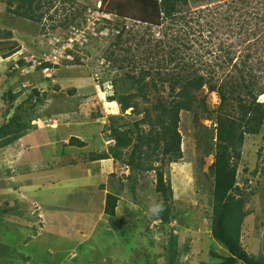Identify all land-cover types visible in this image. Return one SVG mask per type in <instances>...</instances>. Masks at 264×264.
Returning <instances> with one entry per match:
<instances>
[{"label": "rangeland", "instance_id": "obj_1", "mask_svg": "<svg viewBox=\"0 0 264 264\" xmlns=\"http://www.w3.org/2000/svg\"><path fill=\"white\" fill-rule=\"evenodd\" d=\"M110 1L33 0L26 11L33 18H28L13 12L17 1L9 6L0 0V124L12 114L11 102L3 99L6 91L15 95L13 106L33 88L43 102L35 114L41 119L32 121L10 145L0 147V209L6 203L4 215L10 216L0 223V243L31 253L34 264H168L171 257L172 264L220 261L227 252L211 235L212 178L206 175L213 154L204 153V138L197 136L214 132L216 92L205 85L197 92V98L205 97L211 117L193 121L192 113H180L182 156L162 167L172 190L166 223L154 225L151 220L152 209L160 201L153 191V171L136 176L140 209L129 201L133 183L126 180L128 168L112 158L92 161L89 155L108 151L113 144L110 123L132 124L141 117L107 99L119 88L110 81L122 78L116 65L111 67L106 60L110 51L115 58L127 56L144 67L157 62L173 67L176 61L196 60L216 73L217 85L236 79L241 68L246 76L248 72L258 76V85L263 86L264 0L230 4L231 0H188L171 20L151 26L107 13ZM26 4L18 11L24 12ZM248 11L254 14L246 15ZM117 25L125 30L122 42L113 45ZM11 47L17 51L4 57ZM171 51L177 53L174 62L167 56ZM168 91L166 83L158 91L148 88L146 105L164 99ZM257 100L264 103V93ZM262 128L246 137L236 178L240 190L236 197L242 198L246 214L240 225L241 245L260 260H264ZM70 136L85 145L68 144ZM156 159L153 163L158 166L160 159ZM123 183L115 215H106L105 194L117 192ZM14 209L21 215H15ZM171 239L176 244L172 253Z\"/></svg>", "mask_w": 264, "mask_h": 264}, {"label": "trees", "instance_id": "obj_2", "mask_svg": "<svg viewBox=\"0 0 264 264\" xmlns=\"http://www.w3.org/2000/svg\"><path fill=\"white\" fill-rule=\"evenodd\" d=\"M12 1L6 0V3L11 6ZM15 1L18 4L13 12L33 18L26 13L33 0ZM239 1L240 3L250 2V0ZM231 2L233 0L228 4ZM24 3H27L24 12L18 11L24 7ZM186 4H188V0H111L106 12H112L118 17L136 19L151 26L159 25L164 19L171 20L175 13H178L180 8ZM227 9L230 8L226 7ZM234 9L237 10L236 7ZM245 13L247 12L243 14ZM252 13L254 14V12L248 11L246 15ZM115 30L113 45H119L122 42L121 36L125 29L124 26L119 29L117 25ZM5 35L8 36L10 33L7 32ZM16 51V48L11 47L10 52L4 57ZM108 54L109 57L106 60L111 61V67L116 65L115 68L118 69L117 71L120 70L122 75L119 80L110 81L113 86L118 83L119 88L113 90L112 95L107 96L108 101L117 102L123 111L131 108L134 114L141 115V117L132 124L123 123L120 126H115L110 123L113 144L109 146L108 151L92 152L89 155L90 160L112 158L123 163L130 171L125 176L126 180L129 181L128 183H133L130 186L132 193L129 201L140 206V209L143 203L138 204L134 189V184L137 182L136 178L139 173L153 171L155 173L153 191L160 197V201L156 202L155 206L162 204L163 210L160 212L152 211L151 220L154 225L155 221L168 222L172 190L164 180L162 167L165 163L176 162L182 156L179 132L180 113L182 111L192 113L193 121H197L199 116L211 117L212 111L206 104L205 97L197 98V92L205 85L209 92H216L219 104L214 110L217 112L213 127L214 132H205L197 136L199 139L204 138L206 144L204 153L206 155L208 153L213 154V162L208 166L206 173L212 178V185L210 186L212 197L211 235L215 242L227 252V255L220 256L222 258L220 261L212 264H264V260L250 256L241 245L240 225L246 214L242 210V198L236 197V194L240 192L236 178L243 143L247 136L259 134L264 126V103L257 100V97L264 93V85H258L257 78L259 77L249 72L246 76L244 71L238 68L236 79L230 77L229 82L217 85L213 82L216 73L206 70L196 60L187 64H179L177 61L173 63L177 58L175 51L167 54L169 61H173V67H167L159 62L154 67L136 66L134 61L127 56L119 59L113 56L112 51ZM230 61L231 58H228V62ZM22 62L20 60L19 64ZM107 69L110 70V68ZM165 83L169 87L165 98H158L155 103L147 106L146 103L150 101L147 89L151 87L154 91H158V87L163 88ZM73 91L74 89L70 90L69 93ZM3 99L11 102L9 107L12 109V114L6 122L0 124V147L10 145L33 125L32 121L41 119L35 114L36 108L40 103H43L36 88H33L30 94L15 106L12 104L15 95L10 91L5 92ZM141 125H146L147 128H142ZM68 144L84 146L85 142L75 136H70ZM153 156L160 159V165H154L153 162L156 158ZM254 173L255 170L252 171V174ZM124 187L123 183L119 188L120 190L116 189L117 192L109 191L105 194L103 212L106 215H115L120 197L119 192L124 191ZM4 207L0 209V223L10 220L9 215H4L6 203H4ZM13 212L15 215H21L15 209ZM174 241L171 239L169 243L171 253L175 251L176 244ZM212 255L220 258L215 253ZM172 260V257L169 258L168 264H172ZM34 263L36 261L32 258L31 253H24L7 243H0V264Z\"/></svg>", "mask_w": 264, "mask_h": 264}, {"label": "clouds", "instance_id": "obj_3", "mask_svg": "<svg viewBox=\"0 0 264 264\" xmlns=\"http://www.w3.org/2000/svg\"><path fill=\"white\" fill-rule=\"evenodd\" d=\"M163 210V205L161 204V205H157V206H155L153 209H152V211H154V212H160V211H162Z\"/></svg>", "mask_w": 264, "mask_h": 264}]
</instances>
